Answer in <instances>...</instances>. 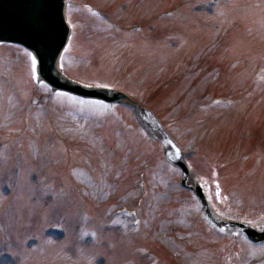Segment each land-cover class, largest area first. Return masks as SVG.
<instances>
[{"label": "rangeland", "instance_id": "1", "mask_svg": "<svg viewBox=\"0 0 264 264\" xmlns=\"http://www.w3.org/2000/svg\"><path fill=\"white\" fill-rule=\"evenodd\" d=\"M113 1L114 5H110L107 12L117 21L119 20L118 22L123 25L122 29L128 30L129 23L133 25L144 23L147 27L146 34L136 39V43L145 44V36L149 38L153 30L155 34L158 32L156 38L159 48L150 47L148 50L144 46L135 52H132L133 49L126 51L122 44L133 45V36L130 34L120 36L107 31L108 29L89 20L81 13L89 11L85 8H93V10L105 8V5ZM209 2L210 0H196L195 3L201 6V12L194 15L192 8L198 6L191 4L189 0H75L76 6L68 1L66 15L73 28V36L62 58V67L67 68L77 79L88 82L87 85L106 84L114 89L119 88L145 103L164 120L169 132L179 139L185 151L183 157L189 162L192 170L191 179L204 182L211 192H216L217 188L221 189L223 201L216 203L211 197L213 209L228 219L242 218L252 224H258L264 218V169L262 168L264 167V0H234L233 7L224 4L213 6L209 5ZM188 3L193 6L188 7ZM247 4L252 7H247ZM174 7L187 9L194 16L190 14L188 18L183 19L162 17L163 11ZM182 31L185 32L186 37H181L179 40L175 35H181ZM117 43L121 44L120 50ZM15 49L16 64L8 60L4 63L5 66L0 67V114L1 122L5 125L2 130L10 128L11 119L16 115L13 126L15 127L16 124L18 130L23 129L27 134L24 136L26 146L23 149L26 150L27 159L24 165H30L34 171H39L40 175H44L42 173L48 172L51 167L58 168L60 166L58 157L53 154V148L48 150L51 139L55 135L64 136L66 139L73 136L80 142L73 148L72 145H76L77 142L70 143L73 162L79 164L80 169L72 162L70 166L67 165L68 172L73 174L76 171L82 181L91 183L90 186L94 185L92 181L95 180L100 184L96 185V188H113L114 199L121 195L122 190L133 191V194L127 197H131L135 203L138 202V191L133 190L135 181L130 184V179L124 182L120 178L119 182L115 181L113 184L107 178V176L118 178L117 171L121 169L124 151L128 150V147L126 143L122 144L118 141L119 138L122 139L114 130L118 124L115 122L107 124L104 121L105 107L92 104L83 111H78L81 107L70 104L69 109L64 108L67 113L59 111L57 105L53 110L58 114L55 115L56 121L54 124L48 123L49 120L41 111V104L55 97L56 99L52 101L56 103L63 96L49 92L45 85L40 84L35 98L36 107L39 109L32 108L33 110L25 112L18 104V99L19 95L24 99L31 94L29 89H32L30 82L32 78L31 72L28 71L31 62L28 59L23 62L22 54L25 53L18 48ZM9 51L5 53L10 54ZM211 69L213 72L209 74ZM70 72L69 75L72 76ZM74 76L71 78L76 79ZM27 83L30 84V88H27ZM14 89L18 93L17 97L16 94L14 95ZM22 89L24 92L28 89L27 93L22 95L18 92ZM216 95L234 96L237 98V103H234L236 106L226 111L222 107H214L211 112L197 109L198 99L201 96H207L206 100L209 101V98ZM31 97H34V94ZM67 98L68 96L63 97V99ZM20 102L25 104L21 100ZM101 113H103L101 116L98 115ZM90 123L93 127L89 128ZM98 127H100L99 132L93 137L95 140L89 138ZM102 133L111 138L112 146L120 153L119 159H114L106 152L108 142L104 143L99 138L103 136ZM143 145L145 149L142 151L148 152L150 147ZM61 146L55 147L54 153L58 154ZM254 148L259 149L257 154ZM173 149L175 150L174 147L171 148ZM155 154L158 155L156 152ZM177 155L178 158H182V154L177 153ZM132 157L133 153L127 151L126 158L129 163ZM114 161L119 162L117 167L111 163ZM135 162L132 173L134 176L149 172L145 167L144 158H137ZM20 164L21 162H16L17 166ZM81 166L86 167L87 172ZM155 170L160 178L151 203L154 216L156 217L160 211H165L163 214H167L172 205V208L178 207L181 201L187 200L191 202L184 205L182 215L177 217L178 220L190 225L193 221L190 222L189 214L201 218L203 210L197 200L191 199L192 194L182 191L177 184V179L179 183L181 179L178 171H172L169 166H165L164 170L159 166V162ZM92 171L96 174L95 179ZM68 172L66 175L71 176ZM20 176L21 178L17 180L14 179L16 177L10 178L14 191L8 196L9 192L5 189L7 180L0 175V201L2 200V205L4 204L2 207L0 202V235L7 236L4 230H8L10 240H13L9 248L16 250L19 257L18 261L16 259L12 261L4 256L1 263L75 264L76 256L81 254L87 256L88 242L78 243L73 240L79 245L66 243L56 246V243L46 236L39 240H27L33 234H40L47 223L45 221L47 215H53V219H56L59 217L58 212H65L63 216L61 214L63 217L61 220L67 221V225L73 229L74 226L69 219L71 213L77 211L78 205H65L62 209L57 207L55 211L54 207L51 208L49 205L42 206L43 203L38 199L40 188L34 179L35 175L33 177L31 170L24 168ZM154 179L152 175L150 180L156 181ZM77 185L81 188L86 186L82 182ZM117 189L120 192H117ZM32 196L36 197L35 203ZM75 198L79 199V197ZM69 199L70 197H67V201ZM115 202L96 201V212L104 215L105 207L107 205L116 207ZM35 205L37 211L34 210L33 215L37 216V221L30 216L32 214L30 209ZM170 223H167L168 225L163 229V234L166 235L164 241L170 251L182 255L181 259L184 262L195 264L197 261L198 264H206L210 260L208 264H224L225 258H222L224 252L217 254L214 251L215 254L213 251L202 250L203 248L200 247L205 246L204 241H202L204 244L197 242L195 245L193 241L187 244L185 238L178 236L182 241L176 242L170 232L172 225ZM161 227L164 228V225ZM214 233L216 235L217 231ZM239 237L238 241L241 245H235V250L228 242L223 246L225 251L230 249L233 253L241 251L242 256L231 262L233 264L262 262L263 255L256 257L254 247L245 241L243 236L239 235ZM47 245L56 247L51 248ZM71 245L73 248L70 247ZM193 250H197V254H191ZM203 253L206 257L202 258L201 262L199 258ZM90 259V264H101L98 262L99 257L95 259L91 256ZM82 264H88L87 260Z\"/></svg>", "mask_w": 264, "mask_h": 264}, {"label": "water", "instance_id": "2", "mask_svg": "<svg viewBox=\"0 0 264 264\" xmlns=\"http://www.w3.org/2000/svg\"><path fill=\"white\" fill-rule=\"evenodd\" d=\"M62 10V0H0V40L19 41L33 49L40 60L41 75L56 87L79 89L76 91L110 98L107 91H85L63 84L60 78L55 77L56 62L68 35ZM179 164L187 172L186 167ZM194 189L206 204L201 188L197 186ZM249 232L251 236L257 234L252 230Z\"/></svg>", "mask_w": 264, "mask_h": 264}, {"label": "snow or ice", "instance_id": "3", "mask_svg": "<svg viewBox=\"0 0 264 264\" xmlns=\"http://www.w3.org/2000/svg\"><path fill=\"white\" fill-rule=\"evenodd\" d=\"M89 11H92V10L89 9ZM28 55L31 58V68H32V71H33V73H35L36 70H37V57L36 56H33L31 53H28ZM46 86L47 85H45V87ZM89 86L91 87L92 85H89ZM96 86L97 87H101V88L107 87L106 84H99V85H96ZM57 95H59V96H65V97L68 96V94L67 93H64V92L57 93ZM69 98L72 99L73 101L78 102V103H81V104L89 103L87 101L78 100L77 97H69ZM92 103L100 104L101 107H107V106L103 105L101 102H98V101L97 102H92ZM130 215H134V213H130ZM137 223H139V221H137ZM261 230L264 231V225L261 226ZM92 235H95V233H93Z\"/></svg>", "mask_w": 264, "mask_h": 264}]
</instances>
